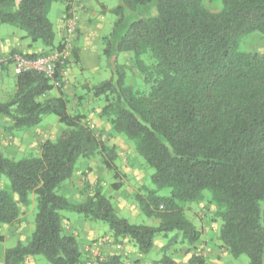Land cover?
I'll list each match as a JSON object with an SVG mask.
<instances>
[{"label":"trees","instance_id":"trees-1","mask_svg":"<svg viewBox=\"0 0 264 264\" xmlns=\"http://www.w3.org/2000/svg\"><path fill=\"white\" fill-rule=\"evenodd\" d=\"M57 1L72 17L75 0H0V26L20 28L23 37L44 47L12 54L33 59L47 48L61 54L51 77L35 69L16 74L15 91L0 101V119L10 120L4 130L37 127L46 114L66 126L57 139L41 144L39 155L14 159L0 150V177L11 188L0 187V225L19 222V205L32 196L37 204L29 240L6 248L4 264H25L37 255L52 264H89L77 235L65 229L68 211L106 222L116 241L128 238L142 254L151 252L157 237H169L155 264H175L166 251L179 239L194 247L202 237L181 204L201 201L215 207L213 221H222V246L232 256L247 255L249 264H264V54L238 48L245 35L264 34V0H223L217 11L205 0H121L112 33L102 37L112 75L87 86L88 92L104 100L102 116L154 169V187L137 198L146 215L159 219L157 225L119 216L100 185L89 186L81 202L61 192L80 157L100 153L107 170L119 175V167L116 147L107 146L83 114L68 110L66 45H55L49 17ZM120 53L132 54L144 88L128 82ZM73 56L80 62L76 49ZM54 88L59 95L46 97ZM189 262L208 264L198 255ZM119 263L118 255H110L97 264Z\"/></svg>","mask_w":264,"mask_h":264},{"label":"rangeland","instance_id":"rangeland-1","mask_svg":"<svg viewBox=\"0 0 264 264\" xmlns=\"http://www.w3.org/2000/svg\"><path fill=\"white\" fill-rule=\"evenodd\" d=\"M75 2L76 6L80 10L85 12L91 11L89 14L90 16H88L89 21L102 20L101 24L104 26L102 29L103 33L100 43V77H93V79H91L92 82L96 84L102 80L110 78L112 75L111 67L113 66V62L110 61L107 55L103 53L104 43L102 37L112 33L117 19L116 8L121 3V0H76ZM101 3H104L106 7L102 8ZM205 4L211 10L217 11L222 8L223 0H205ZM62 7H64L62 3L58 1L54 2L49 12V17L55 28L57 18L60 16L59 8L61 9ZM153 11L154 9L151 8L150 12L153 13ZM132 17V15H127V19ZM73 18L75 20V29L73 32H69L68 26L73 21ZM63 22L65 24L67 35L69 33L77 34V17L72 16L67 17L66 19L63 17ZM0 32H5L7 36L11 35L13 32H16L17 36H20L19 33L22 35L26 34V32L20 28L9 24L0 26ZM65 37L63 39H65ZM57 40L58 39L56 38V42ZM63 43L66 45L63 53V56L66 59V67L69 62L70 67L77 66L82 73L80 79L82 81L85 80V77L89 75V73L86 72V68L82 63L73 59L74 50L76 49L78 51V49L74 46L67 45L66 40H63ZM38 44L42 45V42L39 41ZM238 48L242 52H258L264 54V34L260 32H252L245 35L240 39ZM12 52L13 50L0 54V101L9 98L15 91L13 81L15 73L12 65ZM55 52V49L48 48V52L44 55L54 54ZM117 58L119 63L125 64L129 67L127 69L128 82L139 89L144 88L143 76L140 75L133 61L132 54L120 53ZM71 59H73V62ZM85 91H88L87 88ZM88 93L87 98L83 102L84 105H87L88 107L87 111L84 110L88 116V120L86 116H83L82 121L90 125L96 135L99 136L107 146L116 147V163L119 167V175H116L114 171L106 169L103 156L100 153H96L90 158L80 157L75 165L74 178L64 183L61 188V192L66 193L67 197L69 199L71 198V201L81 202L86 198L89 186L95 188L96 185H100L103 187L104 193L113 202L116 211L118 210L117 212L119 216H124L128 218L130 222L135 224L144 223L157 225L159 219L154 216L146 215L143 212L137 198L139 195L145 196L148 189L154 187L151 180V175L153 174L154 169L149 166L145 162L144 158L136 151L135 144L133 142L127 140L124 136L113 130L109 120L107 117L102 116L101 111L98 113L96 112L93 116L94 119H89L91 115V113H89L91 112L90 108H92V112L95 113V108L97 106L103 107L105 102L102 98H94L91 96L92 94L90 92ZM68 109L72 114L78 113L77 111H73L71 106H68ZM5 125V120L0 119V150H2L7 156L14 159L39 155L41 144L47 139H57L64 128H66V126L59 121L55 114L44 115L42 122L37 127L18 130L14 133L5 131ZM76 185L81 186L82 189L76 190ZM0 187L11 190L10 182L6 176L0 177ZM168 192V189L162 191L163 194H168ZM205 192L207 195L210 194L209 191ZM19 206L21 212L19 222L11 225H0V264H4L5 249L16 245L18 242L26 243L34 230L35 214L37 212L35 196H32V200L29 204H20ZM181 206L183 207L187 217L191 219L197 228L202 231V237L194 245V247H189L186 242L180 239L171 246L170 250L167 251L166 254L170 256V258L172 257V259L175 257L177 264H190L189 255L191 253L193 255L203 257L208 264H249V258L247 255L235 257L223 248L219 238L222 221H213L212 219L215 210L214 206H208L204 201L182 203ZM78 220L85 221L81 213L68 211L64 219L65 229L69 232H72L73 230H77L79 232V236L77 234L76 235L80 241L85 260H87V263L89 264H97L99 261L104 259V257L99 255L98 252L87 255L86 250L84 251L83 247L86 240L84 238V233L82 232L85 230L83 229L85 227V223L83 224L82 221ZM87 222L92 224L89 229H94V231L91 232L93 235V238L90 239H93L91 242L101 244L102 242L111 243V241H113L109 238L105 240V238L108 237V234H111L109 226L106 222L102 220H97L96 222L87 220ZM168 238L163 236L157 237L155 240V247L148 254H142L141 252L139 254L134 251L136 249L135 246L131 247L129 244L123 242L120 244L119 250L113 253V255H118L120 257L119 264H155L156 261H159L163 257L164 247L169 241ZM115 242H122V240H115ZM124 246H128V251H123ZM91 247L92 245H90L89 248ZM186 251L188 254H186ZM25 264L52 263L44 256L37 255L34 258L28 259Z\"/></svg>","mask_w":264,"mask_h":264},{"label":"crops","instance_id":"crops-1","mask_svg":"<svg viewBox=\"0 0 264 264\" xmlns=\"http://www.w3.org/2000/svg\"><path fill=\"white\" fill-rule=\"evenodd\" d=\"M74 6L75 7H74L73 16L78 18V32H77L78 35L73 34V33H69L68 35L66 34V29H65V24L63 22V17L66 19L67 16L65 14L64 7H62L61 9L59 8L60 16H59V18H57L56 28L54 27L55 34H56L55 35V45H57L59 42H61L63 40H66L67 45L76 47L78 49V54L80 56V62L79 63H82L83 66L86 68L85 69L86 72L89 73V75H87L85 77L86 79L82 81L80 79V76L82 73L80 72L79 68H77V66L76 67H72V66L70 67V62H69L67 67L63 71V77H62L63 88L66 90L67 95H68V99H69L68 106H71L73 111H77L78 113L83 114L87 118L88 116L84 112V110L87 111L88 107H87V105H84L83 102L85 101V99L88 96L87 94H89V93H88V91H85V89L87 88L86 86L94 84V82H92V80H91V79H93V77L94 78L100 77V70H101L100 43H101V36L103 33L102 29L104 26L101 24L102 20L89 21L88 16H90L89 14L91 11L85 12V11L80 10L76 6V2L74 3ZM1 26H3V25H1ZM57 33H58V35H57ZM19 35L20 36H17V33L13 32L11 35L7 36V34L5 32H0V54L4 53V52L5 53L9 52L11 50H18L22 53L40 52L44 48L43 45L38 44V42L32 44L30 39L28 37H23L24 35H22L21 33H19ZM64 37H65V39H63ZM56 38L58 39L57 42H56ZM46 50L48 51V48ZM73 59L75 60L74 56H73ZM73 59H71V61ZM13 81H14V89H16V74H14ZM74 89H75V91H74ZM87 90H88V88H87ZM58 95H59L58 89L54 88L53 90H51L50 92L47 93L46 97H55V96L57 97ZM91 102H90V104H91ZM101 107L97 106L95 108L96 109L95 113L92 112V108H90L91 112H89V113H91V115H90L89 119H94L93 116L96 114V112L98 113L101 111ZM2 120H5L6 125H8L10 123L9 119H2ZM87 120H88V118H87ZM73 178H74V174H73L71 180ZM75 189L81 190L82 188H81V186L76 185ZM63 194L67 196L66 193H63ZM84 220L85 221H82V220H78V221H82L83 224L85 223L84 224L85 227L83 228L85 230L82 233H84V238L86 240L85 241L86 246L84 245L83 248H84V251L86 250L87 255L98 252L99 255L104 257V259H106L107 256L113 255V253L117 252L119 250L120 244H122L123 242L126 244H129L131 247L135 246L131 241H129L128 238H123L122 242H115V239H113L111 234H108V237L105 238V240L108 238L113 240V241H111V243H109V242L103 243L102 242L101 244H98L95 242H91V241H93V239L90 240L91 238H93L92 237L93 235L91 234V232H93L94 229L90 230L89 228L92 226V224L90 222H87L86 219H84ZM158 223H159V221L157 222V224ZM72 232L79 236V232L77 230H73ZM90 245H92L91 248H89ZM154 247H155V243H154ZM123 251H128V246H124ZM134 251L138 252L140 254V251L138 250L137 247ZM166 253H167V251H166ZM125 254H126V252H125ZM186 254H188V252ZM192 255H193L192 253L189 255V260H190ZM30 258H34V257H30ZM30 258H28V259H30ZM173 260L175 261V264H177L175 257L173 258Z\"/></svg>","mask_w":264,"mask_h":264},{"label":"built area","instance_id":"built-area-1","mask_svg":"<svg viewBox=\"0 0 264 264\" xmlns=\"http://www.w3.org/2000/svg\"><path fill=\"white\" fill-rule=\"evenodd\" d=\"M75 20L68 26V31L73 32L75 29ZM63 55V54H62ZM61 54L57 51L54 54L39 55L36 58L30 59L24 57L21 54H13V69L14 73L18 74L24 70L35 69L40 70L46 73L49 77L53 76L56 69V63L59 61ZM55 86H58L59 83L54 81Z\"/></svg>","mask_w":264,"mask_h":264}]
</instances>
